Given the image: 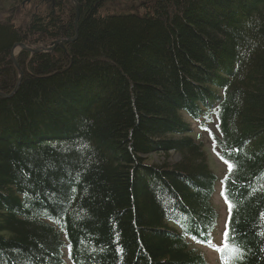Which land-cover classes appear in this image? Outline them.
Here are the masks:
<instances>
[{"label":"trees","instance_id":"obj_1","mask_svg":"<svg viewBox=\"0 0 264 264\" xmlns=\"http://www.w3.org/2000/svg\"><path fill=\"white\" fill-rule=\"evenodd\" d=\"M75 1L0 0V264H264V0Z\"/></svg>","mask_w":264,"mask_h":264},{"label":"rangeland","instance_id":"obj_2","mask_svg":"<svg viewBox=\"0 0 264 264\" xmlns=\"http://www.w3.org/2000/svg\"><path fill=\"white\" fill-rule=\"evenodd\" d=\"M25 2H23L24 4ZM22 49H20L19 47L16 48L14 50L15 55L18 54L19 51H21ZM16 57V56H15ZM206 140L208 141V139L206 138ZM209 142V141H208ZM207 142V146H206V157L209 160L210 166L212 167L213 171L215 173H217L219 176L224 177L227 170L225 168V165L223 164V162H221L218 157L216 155L213 154V148L211 146V143ZM155 160H158L159 157L158 156H154ZM173 158L178 159L177 155H173ZM219 186L217 187V192L214 195L213 201L215 204V207L218 208L221 217H219V225H218V229L215 231L214 233V243L216 245H219L221 242V233L224 230V226H225V221H226V217H227V209H226V205L225 203L222 201L220 195H219ZM194 247H196L198 250L202 251L205 255L206 258L209 262V264H221L219 263L218 260V254L216 253V251L208 246H204V245H200V244H196L194 245ZM70 264V263H67Z\"/></svg>","mask_w":264,"mask_h":264},{"label":"water","instance_id":"obj_3","mask_svg":"<svg viewBox=\"0 0 264 264\" xmlns=\"http://www.w3.org/2000/svg\"><path fill=\"white\" fill-rule=\"evenodd\" d=\"M77 8V12H78V4L75 0H72ZM77 18H78V15H77ZM77 25V22L75 23ZM66 41V39H60L58 41H55L53 44L49 45V46H42V47H30V46H27L25 44H16L13 48V53H12V61L14 62V64L17 66V68L20 70V66L19 64L17 63L16 59H15V53H14V50L18 47H20L21 49H25V50H28L30 51L31 53H38V52H50V51H53L55 46L56 45H63V43ZM23 76V72L20 70V79H19V82L17 83V86L14 90V92L18 89L19 85H20V80ZM1 96L3 97H6L5 94H1Z\"/></svg>","mask_w":264,"mask_h":264},{"label":"snow or ice","instance_id":"obj_4","mask_svg":"<svg viewBox=\"0 0 264 264\" xmlns=\"http://www.w3.org/2000/svg\"><path fill=\"white\" fill-rule=\"evenodd\" d=\"M232 167L233 166L231 164H229L230 170H231ZM229 207H230V210H231V205H229ZM225 237H226L225 244L227 246L226 249H218V250L222 251V252H224V251L230 252L232 254V258L233 259H242V253L240 252L239 248L236 247L234 245V243H232V242H230L228 240V233L227 232L225 233ZM225 259H226V264H227V258H225Z\"/></svg>","mask_w":264,"mask_h":264},{"label":"bare ground","instance_id":"obj_5","mask_svg":"<svg viewBox=\"0 0 264 264\" xmlns=\"http://www.w3.org/2000/svg\"><path fill=\"white\" fill-rule=\"evenodd\" d=\"M28 46V45H27ZM31 47H34V46H31ZM20 48V47H19ZM21 49V48H20ZM22 50H25V49H22ZM16 56V55H15ZM15 59H16V57H15ZM2 93H0V95H1ZM219 159V158H218ZM220 160V159H219ZM221 161V160H220ZM222 162V161H221ZM224 164V163H223ZM225 165V164H224ZM227 168V167H226ZM224 231V230H223ZM200 244V243H199ZM200 245H204V246H208V247H210V248H212V249H214L213 248V246H211V245H207V244H200ZM214 245L216 246V244L214 243ZM219 247V246H218ZM215 250V249H214ZM216 251V250H215Z\"/></svg>","mask_w":264,"mask_h":264}]
</instances>
